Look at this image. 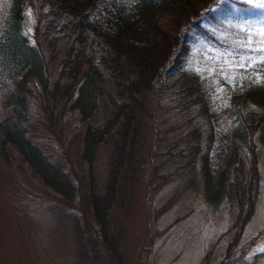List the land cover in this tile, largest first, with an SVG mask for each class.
<instances>
[{"label": "rangeland", "instance_id": "obj_1", "mask_svg": "<svg viewBox=\"0 0 264 264\" xmlns=\"http://www.w3.org/2000/svg\"><path fill=\"white\" fill-rule=\"evenodd\" d=\"M246 1L244 8L235 0L210 2L199 18L203 29L187 39L180 61L160 67L152 80L136 137V176L114 200L106 236L89 208L63 200L14 147L0 155V264H264L263 111L248 100L234 111L230 100L233 89L264 80V63H259L264 51L257 50L264 48V0ZM7 3L0 0V30ZM37 11V3L26 6L22 30L37 37L52 84L62 47L48 43L39 23L35 30ZM30 81L36 87L34 78ZM104 83L105 97L113 96L111 80ZM12 87L13 81L0 71V120L9 114L4 98ZM28 109L25 125L32 141L50 157L72 162L84 184L76 112L54 114L49 121L36 94ZM105 111V103L99 102L93 118L101 121ZM213 116L216 127L228 133L240 118L250 121L236 138L229 179L220 185L204 179L200 164L207 143L216 141L207 138ZM110 142L102 141L95 152L97 190L106 177ZM234 178L245 189L251 182L250 188L236 191ZM248 191L252 210L235 235L239 217L247 212ZM73 209L77 230L63 215Z\"/></svg>", "mask_w": 264, "mask_h": 264}, {"label": "trees", "instance_id": "obj_2", "mask_svg": "<svg viewBox=\"0 0 264 264\" xmlns=\"http://www.w3.org/2000/svg\"><path fill=\"white\" fill-rule=\"evenodd\" d=\"M212 1L8 0L0 30V71L13 81V87L4 98L10 111L0 120V155L5 157L7 148L14 147L42 182L63 200L80 206L81 210L89 208L106 236L109 210L118 193L126 190L127 180L136 176L139 159L135 143L145 113L147 91L160 67L180 61L187 39L203 29L199 18ZM235 1L243 8L248 4L246 0ZM35 3L39 5L35 30L39 23L48 43L54 46L61 43L62 47L52 84H48L37 37H30L22 30L24 9ZM105 78L111 80L113 96L105 97ZM33 94L39 98L49 121L54 114L76 112L81 125L78 161L85 167L84 184L72 162L50 157L28 135L25 123ZM230 100L234 111L242 101L258 103L264 120V80L233 89ZM199 101L207 112V103L202 97ZM99 102L105 103L106 111L97 122L93 115ZM252 118L250 115L249 119ZM249 119L240 118L232 133L220 131L210 122L207 138L216 141L210 146L208 142V148L200 154L205 180L220 185L229 179L230 166L237 155L236 138L247 129ZM261 127L264 129V121ZM108 139L111 142L107 173L103 186L97 190L94 156L99 144ZM233 181L238 192L251 186L248 182L245 189L237 179ZM244 199L247 212L239 217L235 235L252 210L253 194L248 191ZM74 211L65 210L63 215L77 230L79 223ZM108 243L110 252H114L113 242Z\"/></svg>", "mask_w": 264, "mask_h": 264}, {"label": "snow or ice", "instance_id": "obj_3", "mask_svg": "<svg viewBox=\"0 0 264 264\" xmlns=\"http://www.w3.org/2000/svg\"><path fill=\"white\" fill-rule=\"evenodd\" d=\"M249 45H251V40H249ZM262 43H264V42H262ZM257 50H259V51H264V48H260V49H257ZM250 60H251V58H250ZM259 63H264V58H262L260 61H259Z\"/></svg>", "mask_w": 264, "mask_h": 264}]
</instances>
